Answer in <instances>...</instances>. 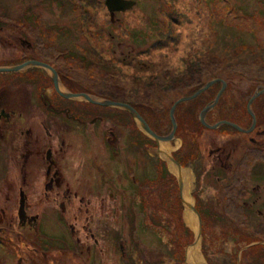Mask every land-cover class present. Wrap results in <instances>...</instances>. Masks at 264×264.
<instances>
[{"label":"rangeland","instance_id":"rangeland-1","mask_svg":"<svg viewBox=\"0 0 264 264\" xmlns=\"http://www.w3.org/2000/svg\"><path fill=\"white\" fill-rule=\"evenodd\" d=\"M104 1L0 0V67L16 64L17 37H23L33 44L32 55L62 74L64 88L126 102L160 136L171 130L173 103L214 78L227 87L206 121L246 115L245 102L264 86V0H123L135 6L116 13L113 21ZM16 74H0V79ZM218 89L214 85L177 106L171 153L192 174L204 261L264 264V245H259L264 243V181L246 176L250 162L236 168L238 177L230 176L220 159L225 127L198 124L199 112ZM74 138L69 140L75 153L80 142ZM146 140L141 182L126 188L125 180L116 181L110 200L99 193L110 209L101 203L93 211L97 244L68 264H184L194 234L183 222L173 173L167 166L163 175L156 169L161 165L155 162L156 145ZM118 153L117 161L123 158Z\"/></svg>","mask_w":264,"mask_h":264},{"label":"flooded vegetation","instance_id":"flooded-vegetation-1","mask_svg":"<svg viewBox=\"0 0 264 264\" xmlns=\"http://www.w3.org/2000/svg\"><path fill=\"white\" fill-rule=\"evenodd\" d=\"M17 38L18 58L13 66L43 63L56 72L64 91L89 95L64 88L62 74L44 58L32 55L31 42ZM13 73L18 74L0 79V264H68L81 258L80 253H92L97 244L93 211L102 203L99 193L110 200L116 181L125 180L126 188L135 180L141 182L148 137L138 128L133 130V118L124 110L62 98L54 90L50 74L41 67ZM251 96L242 118L237 114L232 120L225 115L211 124L225 121L239 127L222 125L223 169L238 177L236 168L250 162L246 176L264 181V93L249 105L252 115L247 110ZM71 135L80 142L75 153ZM118 151L123 156L119 161ZM171 155L181 165L179 158ZM155 162L161 163L156 169H162L163 175L165 161L156 157ZM102 205L110 209L108 204Z\"/></svg>","mask_w":264,"mask_h":264},{"label":"water","instance_id":"water-1","mask_svg":"<svg viewBox=\"0 0 264 264\" xmlns=\"http://www.w3.org/2000/svg\"><path fill=\"white\" fill-rule=\"evenodd\" d=\"M104 5L107 9V11L109 12L110 18L111 20H113L114 14L116 12H125L126 10L131 9L135 3L131 2V1H123V0H105L104 1ZM27 67H41L43 69H45L51 76L52 81H53V86H54V90L56 91V93L61 96L64 99L67 100H82L85 101L91 105H96V106H101V107H111V108H118V109H122L126 112H128L133 120L136 123L137 128L144 134L146 135L148 138H150L151 140L154 141V143L157 146V151L161 157L162 160H164L167 164V167L169 168V165H172L176 168L177 172H180L183 168L177 163L175 162V160L173 159V157L170 155V153L162 151L159 149L160 147V143H170L173 139H174V134L177 128V124L174 118V112L176 107L183 103V102H187V101H191L195 98H197L200 94H202L204 91H206L209 87H211L213 84L220 82L221 83V87L220 90L218 91L217 95L215 96L214 100L209 104L206 105L198 114V121L199 123L206 129H210V130H214L216 128H218L220 125L223 124H227L232 126L235 129L239 128L231 123L225 122V121H221L218 122L214 125H208L205 121V116L206 114L211 111L213 109V107L217 104L220 96L222 95L224 89H225V83L220 81V80H213L208 82L207 84H205L202 88H200L198 91H196L193 95L188 96V97H183L178 99L177 101H175L173 103V105L171 106L170 110H169V119H170V124H171V130L168 133V135L166 136H159L157 134H155L147 125V123L141 118V116H139V114L129 105L124 104V103H120V102H114V101H109V100H100L97 98H93L87 94L84 93H80V94H73V93H69V92H65V91H61V89L59 88V82L57 79V75L56 72L48 65H45L43 63L40 62H36V61H29V62H25L23 64H20L18 66H14V67H9V68H0V73H9V72H19L22 71L23 69L27 68ZM264 92V88H262V90L259 93H255L251 99L249 100L248 103V107L247 110L248 112L251 114L250 110H249V105L250 103L253 101V99L262 94ZM252 115V114H251ZM177 178V182H178V188H179V192H180V200L181 203L184 205V202L182 200L181 197V192H182V185L183 182L181 180V177L179 175H175ZM188 209L190 210V212L196 217L197 220V228L196 231H194V238H193V242L192 244L188 247H194L198 242L200 244L201 241V226H202V221H201V217L199 215V213L197 212V210L195 209L194 205H187ZM185 254H186V250H185ZM186 258V257H185ZM190 264V263H187ZM204 264H207L204 262ZM237 264H239V260L237 261Z\"/></svg>","mask_w":264,"mask_h":264},{"label":"bare ground","instance_id":"bare-ground-1","mask_svg":"<svg viewBox=\"0 0 264 264\" xmlns=\"http://www.w3.org/2000/svg\"><path fill=\"white\" fill-rule=\"evenodd\" d=\"M61 91H64L62 87H60ZM160 150L169 152L172 149L170 143H160ZM169 170L174 175H179L183 182L181 197L184 202V211H183V222L184 224L191 229L193 232L196 231L197 228V220L196 217L190 212L187 205H192L193 200L191 198L192 191V174L188 169H182L180 172H177L176 168L172 165H169ZM264 242V241H263ZM259 245H264V243H259ZM199 242L191 248L186 250V258L184 260V264H204V259L199 253ZM246 251V250H245Z\"/></svg>","mask_w":264,"mask_h":264},{"label":"trees","instance_id":"trees-1","mask_svg":"<svg viewBox=\"0 0 264 264\" xmlns=\"http://www.w3.org/2000/svg\"><path fill=\"white\" fill-rule=\"evenodd\" d=\"M226 82V81H225ZM226 85H227V82H226ZM203 86V85H202ZM197 91V90H196ZM195 92V91H194ZM193 94V93H192ZM191 95V94H190ZM190 95H187V96H190ZM186 96V97H187ZM210 100H212V97L210 98ZM210 102H208V104H209ZM198 124H200L199 122H198ZM201 126V125H200ZM202 127V126H201ZM176 131H177V129H176ZM178 132V131H177ZM175 134H176V132H175Z\"/></svg>","mask_w":264,"mask_h":264}]
</instances>
